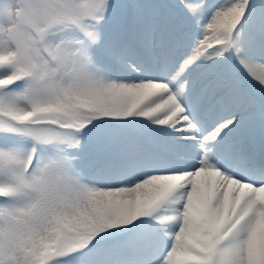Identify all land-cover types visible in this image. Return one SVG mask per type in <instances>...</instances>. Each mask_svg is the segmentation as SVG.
Wrapping results in <instances>:
<instances>
[{"label": "snow or ice", "instance_id": "snow-or-ice-1", "mask_svg": "<svg viewBox=\"0 0 264 264\" xmlns=\"http://www.w3.org/2000/svg\"><path fill=\"white\" fill-rule=\"evenodd\" d=\"M0 264H264V0H0Z\"/></svg>", "mask_w": 264, "mask_h": 264}]
</instances>
